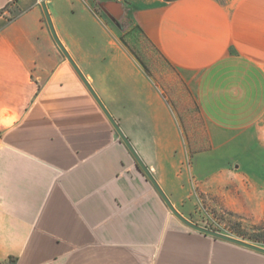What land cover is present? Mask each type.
Returning a JSON list of instances; mask_svg holds the SVG:
<instances>
[{
  "label": "crops",
  "instance_id": "obj_1",
  "mask_svg": "<svg viewBox=\"0 0 264 264\" xmlns=\"http://www.w3.org/2000/svg\"><path fill=\"white\" fill-rule=\"evenodd\" d=\"M44 2L58 40L185 219L203 159L212 171L219 156L263 147L264 0ZM105 2L123 5L118 25ZM135 26L168 65L164 79L121 41ZM10 261L264 264L169 211L55 43L40 0H0V264Z\"/></svg>",
  "mask_w": 264,
  "mask_h": 264
},
{
  "label": "rangeland",
  "instance_id": "obj_2",
  "mask_svg": "<svg viewBox=\"0 0 264 264\" xmlns=\"http://www.w3.org/2000/svg\"><path fill=\"white\" fill-rule=\"evenodd\" d=\"M126 40H130L128 36ZM136 51L146 71L158 81L164 79L162 75L168 71V65L155 48L143 41L141 49ZM262 143L263 147L255 145L247 153L213 159L218 164L212 166L215 167L212 171L205 168L203 155L198 156L199 160L203 159V172L195 175L197 197L189 221L264 248V141ZM192 159L191 165L199 164V160L194 161L195 157Z\"/></svg>",
  "mask_w": 264,
  "mask_h": 264
},
{
  "label": "water",
  "instance_id": "obj_3",
  "mask_svg": "<svg viewBox=\"0 0 264 264\" xmlns=\"http://www.w3.org/2000/svg\"><path fill=\"white\" fill-rule=\"evenodd\" d=\"M40 4L43 8L44 11V15H45V19L47 22V25L49 27V30L51 32V35L55 41V43L57 44V46L59 47V49L62 51V53L64 54V56L66 57V59L68 60V62L70 63V65L73 67V69L75 70V72L77 73V75L79 76V78L81 79V81L83 82V84L85 85V87L87 88V90L89 91V93L91 94V96L94 98V100L96 101V103L98 104V106L100 107V109L103 111V113L105 114V116L107 117V119L109 120V122L111 123L113 129L115 130L116 134L119 136L121 142L127 147V149L129 150V152L132 154V156L134 157L136 163H137V167L138 169L142 172V174L147 178V180L152 184V186L154 187V189L157 191V193L159 194V196L161 197V199L163 200V202L165 203V205L167 206V208L169 209V211L185 226H187L189 229L196 231L198 233H201L205 236H209V237H213L214 239H219L225 242H229L253 251H256L258 253L264 254V248L263 247H259L247 242H244L242 240H239L237 238L231 237L229 235H225V234H221L212 230H208L206 228L200 227L194 223H192L191 221H189L188 219H185L184 217H182L172 206V204L169 202V200L167 199V197L164 195V193L162 192V190L159 188V186L157 185L156 181L154 180L153 176L151 175L149 169L143 164V162L141 161V159L139 158V156L136 154L135 150L133 149V147L131 146V144L129 143V141L127 140V138L124 136V134L122 133V131L120 130L119 126L116 124V122L114 121V119L111 117V115L108 113V111L105 109V107L103 106V104L101 103V101L99 100V98L97 97V95L95 94V92L93 91V89L91 88V86L89 85V83L87 82L86 78L82 75V73L80 72V70L78 69V67L75 65V63L72 61V59L70 58V56L68 55V53L66 52L65 48L63 47V45L61 44V42L58 40L49 14L47 12V8L45 5L44 0H40ZM101 10L106 14V16L116 25H118L119 22L122 21L123 17L125 16V12H123L122 7L123 5L120 3H115V2H105L99 5Z\"/></svg>",
  "mask_w": 264,
  "mask_h": 264
},
{
  "label": "trees",
  "instance_id": "obj_4",
  "mask_svg": "<svg viewBox=\"0 0 264 264\" xmlns=\"http://www.w3.org/2000/svg\"><path fill=\"white\" fill-rule=\"evenodd\" d=\"M126 36H128L130 40H126ZM121 41L134 55V57L138 60L141 66L146 70V67L141 60V55L136 51V49H141L143 41L148 43V45L150 46L151 44L148 41H146V37L143 34V32L140 30V28H138L137 26L129 28L125 34L121 35ZM7 264H14V261H10Z\"/></svg>",
  "mask_w": 264,
  "mask_h": 264
},
{
  "label": "built area",
  "instance_id": "obj_5",
  "mask_svg": "<svg viewBox=\"0 0 264 264\" xmlns=\"http://www.w3.org/2000/svg\"><path fill=\"white\" fill-rule=\"evenodd\" d=\"M16 0H8V4H13Z\"/></svg>",
  "mask_w": 264,
  "mask_h": 264
}]
</instances>
